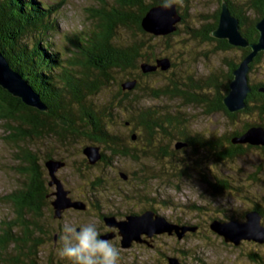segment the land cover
<instances>
[{"label":"rangeland","instance_id":"rangeland-1","mask_svg":"<svg viewBox=\"0 0 264 264\" xmlns=\"http://www.w3.org/2000/svg\"><path fill=\"white\" fill-rule=\"evenodd\" d=\"M38 1L51 6L55 2L61 3L56 11L51 12V18L49 16L52 22V18H55L56 29L49 30L45 36L61 53L59 56L67 61L66 57L70 55L74 60L71 65L81 70L83 58L80 56L79 45L84 46L86 38L99 31L104 13L111 10L114 2ZM233 1L239 6L244 0ZM170 2L176 4L181 17L177 30L170 32L174 34L169 38L147 32L153 35L149 39L134 27L114 26V43H125L134 37H147L145 42L153 47L155 58L167 56L174 62L164 73L158 71L152 75H142L139 81L142 87H146L144 94L138 95L139 89L133 90L129 95L138 98L125 104L129 114L123 107L112 121L113 130L121 137L125 136L130 151L142 147L147 135L141 126L133 123L130 132L134 137H126L129 129L123 125V113L136 120V113L143 106L177 110L183 119V129L187 133H197L205 137L240 129L246 122L264 123V114L259 115L256 111L239 112L230 119L222 110L207 112L206 105L202 102L186 103L177 96L151 95L152 89H163L168 84L172 86L169 80L171 78L183 82L179 86L185 90L188 89V83L185 81L188 82L189 79L194 82L202 79L200 81L203 82L206 76L213 75L218 80H224L226 61L236 62L242 54V50L237 47L222 49L215 40L192 35V29L196 33L206 21H212L219 6L216 0H168L164 3ZM183 12H186L184 16ZM245 14L248 26L256 13L249 11ZM77 40L79 44L75 45L74 41ZM112 73L113 79H110V83L88 98L91 102H102L113 96L117 99L123 97L118 93V88L124 81V74L120 71ZM249 77L252 81H264V54L248 72ZM192 90L194 91L195 87ZM208 95L211 96V93L208 92ZM33 129L29 122H22L21 118L0 117V242L7 241L4 246L0 244V264H69L66 258L59 255L61 242L58 247L52 246L54 231L61 229L62 235L66 226L77 228L84 223H95L97 226L103 224L97 212H116L117 215H123L124 212H137L142 208H150L169 221L196 226L192 232L185 231L181 238L163 232L157 244L165 254L171 252L173 255L174 251L182 261L189 264H264V242L241 240L238 245L225 242L222 236L212 231L208 225L213 218L226 220L232 217L243 220L244 213L254 205L261 207V223L264 225V147H244L242 154L215 164L214 159L213 162L210 159L213 155L206 159L202 148L194 152L189 145H183L174 151V144L182 141L178 132L175 131L170 136L156 132L151 137L154 143L152 146L155 148L156 145L167 143V153L170 154L146 156L138 150L137 157L132 158L110 154L105 146L99 144V149H103L107 159L101 160L100 157L95 162L88 163L82 148L94 143L85 136H68L63 142L64 140H59L55 135ZM52 157L63 161L53 171L62 188L68 190L72 198L85 201L87 209L70 207L64 210L61 218L53 216L50 200L54 197L51 192L55 186L48 185V170L44 165L45 160ZM31 158L35 160V165L30 162ZM183 163L188 164L185 172L179 171ZM174 165L176 168H173ZM35 170L37 175L38 172L43 174V182L48 191V201L45 202H48V206L40 203V210L37 212L25 209V220H22L9 194L16 189L22 191L24 187L27 188L31 173H35ZM119 170L127 173L126 179L119 176ZM201 172L208 182L216 183V178H222L228 187L215 193L208 183L202 180ZM97 177L103 182L101 187L93 183L97 181ZM7 227L12 229L13 238L6 237ZM139 250L143 252L138 251L140 255H135V258L147 259V256L154 253L147 248ZM56 257V262H51V259ZM160 264L169 263L162 261Z\"/></svg>","mask_w":264,"mask_h":264},{"label":"trees","instance_id":"trees-1","mask_svg":"<svg viewBox=\"0 0 264 264\" xmlns=\"http://www.w3.org/2000/svg\"><path fill=\"white\" fill-rule=\"evenodd\" d=\"M112 1L115 5H112L111 10L104 13L99 31L94 36L87 37V42H84V46L82 44L81 46L79 45L83 64L82 69L77 70L74 67L75 65H71L74 62L73 58L69 55L66 57L67 61H65L64 57L59 56L60 52L57 51L58 49H55L45 36V33L49 30L56 29L57 22L55 18H52V22L49 16L52 11H56L59 8L60 2H55L51 6L38 0H0V51L5 55L11 67L29 82L47 105L46 111H39L33 107L26 106L19 98L12 96L0 87V117L21 118L22 122H29L34 128L33 130L36 129L39 132L55 135L59 140H64L63 142L66 141L68 136H85L94 145L96 143V145L105 146L110 154H119L132 158L137 157L138 150L146 156L156 157L158 154L162 156L170 154L167 153V143L165 145H156L155 148L152 146L154 143L151 137L156 132L169 136L175 131L178 132L182 141L189 145L194 152L202 148L206 159L213 155V158L210 159L212 162L214 159L215 164L226 159H233L242 154L245 150L244 147H264V145L231 142V137L240 134L249 125L258 124L264 127L263 122H246L240 129L231 130L221 135L205 137L197 133H187L183 129V119L177 110H160L148 105L138 109L136 120L128 115L130 111L127 110L125 104L127 102L131 103L132 100L138 98L129 94H132L133 90L137 89L140 91L138 95H143L145 92L146 87L140 85L139 79L141 76L158 73V71H150L142 74L139 67V62H150L155 59L153 47L145 42L147 37L150 39L153 35L148 34L141 28L140 18L152 4L164 3L168 0H149L147 2L145 0ZM216 1L219 6L214 12L212 21H206L200 29H197L196 33L192 29V35H197L202 39L215 40L222 49L239 48L242 50V54L238 59L240 60L249 51L250 48L248 46H233L227 43L226 39L215 38L211 35V31L217 25L218 12L222 0ZM225 1L231 13L238 18L239 29L242 34L249 41H255L258 31L254 23L264 14V0H244L243 2L241 1L239 6L233 0ZM249 11H253L256 15L247 26L246 21L248 18L245 13ZM185 14L186 12H183L182 16ZM115 25L134 27L142 34L147 35V37L144 39L134 37V39L125 43H114ZM172 34L174 32L161 37L169 38ZM78 41H74V44H79ZM263 54L264 51H259L254 56L250 62L249 71ZM237 62L226 61L227 70L224 74V80H218L213 75L206 76L203 82L200 81L202 79L196 82L189 79L188 82L185 81L188 83V89L185 90L179 86L183 82L180 83L178 80L171 78L169 80H171L172 86L168 84L163 89H152L151 95L167 94L182 98L186 103L202 102L206 105L207 112L222 110L230 119L234 118L239 112L256 111L259 115H262L264 114V94L258 88L264 85L263 80L252 81L250 77L248 78L250 91L245 98L246 105L244 108L230 112L222 103V97L228 90V81L232 77L231 71ZM114 71L122 72L124 80L136 79L135 85L127 90L119 87L118 93L123 95L122 98L117 99L113 96V98L102 102H91V99L89 100L88 98L96 95L102 87L110 83V79H113L112 72ZM193 87H195V90L191 91ZM208 92L211 93V96L208 95ZM123 107L126 113L129 111L128 114L123 113L122 117L123 125L129 129L126 137L131 136L132 132L130 131H132L131 125L133 123L141 126L147 135L143 146L132 151L126 145L125 136L121 137L112 128V121L115 119L117 112ZM16 135L18 136V134ZM174 149V151H177L179 148L174 147ZM100 152L101 160L107 159L103 149ZM30 162L35 165L33 158H31ZM107 162L110 161L107 160ZM174 166L173 168H176V165ZM187 166V163L181 164L179 171L185 172ZM31 175L27 188L24 187L22 191L16 189L9 194L22 220H25L23 214L25 209L37 212L40 210V203L48 206V202H45L48 201V191L47 186L43 182V174L38 172L37 175L35 170V173L32 172ZM200 176L215 193L221 192L222 189L228 187V184L222 178H216V183H213L211 181L208 182L203 172H201ZM47 177H49L48 173ZM96 180L93 183L97 187H101L103 183L101 178L97 177ZM253 208L262 213L260 206L254 205ZM63 212L64 210L61 216ZM61 216L55 218H61ZM11 230V228L7 227L5 231L6 237L10 236L8 238H13ZM4 243L7 244V241L3 240L0 242L3 246Z\"/></svg>","mask_w":264,"mask_h":264},{"label":"water","instance_id":"water-1","mask_svg":"<svg viewBox=\"0 0 264 264\" xmlns=\"http://www.w3.org/2000/svg\"><path fill=\"white\" fill-rule=\"evenodd\" d=\"M180 13L176 4L158 3L151 5L140 18L141 28L154 35H165L177 28L180 20ZM254 26L258 31L255 41H249L239 29L238 18L233 15L225 0L220 2L217 25L211 31L215 38L226 39L227 43L233 46L246 47L249 51L238 60L236 66L232 69V77L228 81L227 92L222 97V103L230 112L245 107V98L250 91L248 82V72L250 62L259 51H264V14L259 17ZM170 59L166 56L163 58L156 57L153 62L141 61L139 67L141 72L146 73L154 71L157 68L166 70L170 66ZM136 83V79H125L120 83L122 89H131ZM0 87L5 89L9 94L20 99L26 106L33 107L37 110L46 111L47 105L40 98L29 82L15 69L11 67L5 55L0 51ZM264 94V85L258 88ZM134 135L131 134V138ZM233 143H248L250 145H264V127L258 124L249 125L243 132L231 137ZM186 145L183 141L174 144L175 148ZM83 153L88 158V163H93L101 157L99 145L89 144L82 148ZM63 161L55 158H47L44 162L48 170V185L55 186L51 192L54 197L50 200L53 207V216L60 217L63 210L75 208L84 210L86 203L80 199H73L69 196L68 190L62 188L60 180L54 175L53 171ZM119 176L127 178V173L119 170ZM103 222L107 226L117 227L120 235L121 245L128 246L133 239H138L139 235L144 233L151 236L154 233L175 234L181 238L185 231H194L196 226L189 224H178L169 221L163 215L156 213L152 209H146L138 214H126L124 218L117 219L113 214H103ZM209 228L222 236L225 242L238 245L241 240H253L264 242V225L261 223V213L251 208L244 213V219L238 220L229 218L220 220L217 218L209 222ZM109 234L101 235L102 238H108ZM169 264H182L177 257L168 256Z\"/></svg>","mask_w":264,"mask_h":264},{"label":"clouds","instance_id":"clouds-1","mask_svg":"<svg viewBox=\"0 0 264 264\" xmlns=\"http://www.w3.org/2000/svg\"><path fill=\"white\" fill-rule=\"evenodd\" d=\"M95 223L81 224L78 230L66 226L60 236L59 255L69 264H120V250L110 240L102 238Z\"/></svg>","mask_w":264,"mask_h":264},{"label":"flooded vegetation","instance_id":"flooded-vegetation-1","mask_svg":"<svg viewBox=\"0 0 264 264\" xmlns=\"http://www.w3.org/2000/svg\"><path fill=\"white\" fill-rule=\"evenodd\" d=\"M170 62H171V65L166 70H168L174 63L171 60H170ZM166 70H161V69L157 68L154 71L164 72ZM68 194H69V192H68ZM70 197L72 198V196H70ZM87 208H88V206L86 203L85 209H87ZM146 209H150V208H142V209H140V211H137V212H131V211L124 212L123 215H117L116 212H114V213L113 212H108V213H101V212L98 213L97 212V215L99 218H101V220H102L103 214H113L117 219H122L125 217L126 214H130V213L138 214V213L143 212ZM98 227L101 229L100 235L109 234L110 236L108 238H105V239H108L111 242H113L116 246H118L119 250H121L120 251V253H121L120 264H160L162 261L164 263H168L167 262L168 256H175L178 258V260L182 264H189V263H185L184 261H182L176 252L173 251V255L170 254L171 252L168 254H165L164 253L165 251H163V249L158 247V244H157L158 238L160 237V235H163V233H154L151 236H147L146 234L142 233L139 235L137 240L133 239L127 247H123L120 243V235L118 233L117 227L107 226L104 224V222H103V224L100 223L98 225ZM78 228L79 227H77L76 229L78 230ZM60 231H61V229L56 230V232L54 231V233L52 234V241H53L52 246H53V248L58 247V245L60 244V236H61ZM171 235H174V234H171ZM59 248H60V246H59ZM139 248H147L149 250H152L154 253L152 255H149L150 257L147 256V259L142 258V257H141L142 259L141 258H135V255L136 256H137V254L140 255V253H138V251L143 252V251L139 250ZM134 249L137 251H135ZM132 250H134V251H132ZM56 260H57V257H56V259L52 258L51 262L54 263V262H56Z\"/></svg>","mask_w":264,"mask_h":264}]
</instances>
